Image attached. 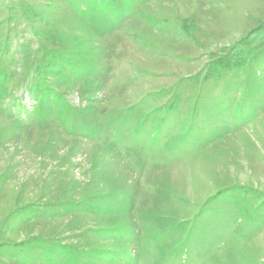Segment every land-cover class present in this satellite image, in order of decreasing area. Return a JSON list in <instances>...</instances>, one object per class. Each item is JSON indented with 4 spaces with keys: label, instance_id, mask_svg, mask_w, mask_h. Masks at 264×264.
<instances>
[{
    "label": "rangeland",
    "instance_id": "obj_1",
    "mask_svg": "<svg viewBox=\"0 0 264 264\" xmlns=\"http://www.w3.org/2000/svg\"><path fill=\"white\" fill-rule=\"evenodd\" d=\"M101 1L0 0L3 236L264 264V0ZM28 204L56 217L10 220ZM36 248L0 264H52Z\"/></svg>",
    "mask_w": 264,
    "mask_h": 264
},
{
    "label": "trees",
    "instance_id": "obj_2",
    "mask_svg": "<svg viewBox=\"0 0 264 264\" xmlns=\"http://www.w3.org/2000/svg\"><path fill=\"white\" fill-rule=\"evenodd\" d=\"M106 1L102 0L101 2L96 3L97 6H103L106 5L107 3H105ZM40 49H43V51L46 53V56H44L43 60L48 62V61H52L55 59V56H59L61 55V52L59 50H51L49 48L46 47H40ZM69 206H73L76 209H81L82 210H86V211H92V208H95V203L92 202H82V201H75L68 203ZM30 209V210H29ZM21 211H31L32 215L29 216L28 220H25L24 222H34L36 220L42 219V218H47L49 220H53L56 215L53 213H49L47 214L46 211H41L40 213L43 215H39L37 217V213H38V208L35 207L34 204H28L25 207L19 208L16 211H14L12 214L9 215L10 220L13 219V217H18L20 215ZM38 213V214H40ZM49 215V216H48ZM76 224L74 223L72 225V228H70L71 230H75L74 226ZM78 227V226H76ZM98 229V234L102 233V230L104 228H97ZM4 233L2 231V229L0 228V250L1 249H5L6 247H15L17 250V252L19 254H16L18 257L20 255H25L28 253H34L35 249H37L36 247L42 246L45 249L44 252V256L45 259H48L52 264H82L83 262L86 261V259L88 258L87 255L90 254L92 255V253L96 252L95 247H90V246H86L81 244V246H75V245H71V246H66L63 243H58V242H54V241H48L44 238H38V239H33V240H25V241H15L13 242L12 240H8L6 239L4 236ZM107 250V248H102L100 250V253H105ZM57 251H61V255L63 257V259L61 257L58 256ZM38 253V252H37ZM82 254H84L85 256L82 257ZM74 254V255H73ZM38 254H33L34 259L39 258L40 256H37ZM115 255V254H114ZM119 255V254H116ZM101 257V256H100ZM99 258V257H98ZM83 259V260H81ZM83 261V262H81ZM84 264V263H83Z\"/></svg>",
    "mask_w": 264,
    "mask_h": 264
}]
</instances>
